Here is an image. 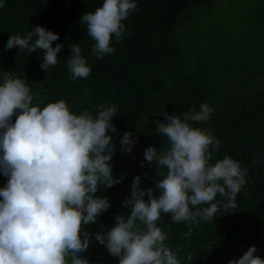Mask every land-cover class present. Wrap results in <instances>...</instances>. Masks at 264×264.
<instances>
[{
	"label": "clouds",
	"instance_id": "clouds-1",
	"mask_svg": "<svg viewBox=\"0 0 264 264\" xmlns=\"http://www.w3.org/2000/svg\"><path fill=\"white\" fill-rule=\"evenodd\" d=\"M136 9L135 0H103L95 11L82 14L80 22L94 41L93 56L102 58L115 51L110 41L114 36L120 42L126 30L122 21ZM58 39L59 34L37 25L27 35L10 34L6 48L42 50L40 67L47 72L64 47L63 43L53 47ZM66 64L73 80L87 78L92 71L79 44L71 46ZM2 81L0 172L8 180L0 188V264H68V257L71 264H89L79 254L88 249L92 235L119 264H181L157 225L161 214L170 213L173 223L198 225L211 221L221 207L224 213L237 207L246 169L229 156L209 162L221 141L208 129L189 123L210 118L214 109L203 103L199 111L193 106L182 118L163 111L156 114L164 117L156 132L165 138V150L150 145L144 149V159L157 166L162 178L144 189L141 177L134 176L130 196L123 201L130 215L117 214L105 233L82 231L111 206L107 196L94 195L100 185L109 188L123 179L113 176L110 163L115 145L108 133L117 132L112 122L117 105L99 106L95 116L87 110L74 114L64 100L41 108L32 103L25 80L5 71ZM137 142L132 132H124L120 151L130 153ZM218 193L222 201L216 200ZM191 234L189 227L184 235ZM256 252L252 245L228 264H264ZM186 258L193 260L191 253Z\"/></svg>",
	"mask_w": 264,
	"mask_h": 264
},
{
	"label": "trees",
	"instance_id": "trees-1",
	"mask_svg": "<svg viewBox=\"0 0 264 264\" xmlns=\"http://www.w3.org/2000/svg\"><path fill=\"white\" fill-rule=\"evenodd\" d=\"M135 2L137 9L122 21L126 29L122 39L116 42L113 36L110 41L115 51L97 58L91 53L94 41L80 18L84 12L102 6L103 0H3L0 83L5 71L19 76L30 86L32 103L41 108L49 102L64 100L74 114L87 110L95 116L99 106L117 105V116L112 120L117 132L108 133L115 145L110 163L113 176L123 179L109 188L100 185L94 194L107 196L111 206L95 223L82 226V231L85 228L93 234L105 233L114 226L117 214L125 218L130 215L123 201L130 196L134 176L141 177L140 187L144 189L154 187L156 179L162 178L159 169L155 170L157 166L144 159V149L150 145L158 151L165 150V138L156 132L164 117L156 114L163 111L182 118L193 106L199 111L200 105L207 103L214 109L210 118L189 123L208 129L221 141L210 163L229 156L246 169V183L236 197L237 207L227 213L221 207L211 221L201 220L198 225L173 223L170 213H162L157 225L166 233L165 244L181 264H228L252 245L257 247L255 255L264 258V45L256 44L260 50L253 56L243 52L224 79L209 77L199 66L191 69V60L183 56V48L188 26L213 0ZM255 14L264 41V0H259ZM192 18L196 19L189 22ZM182 21H186L184 35L178 30ZM37 25L59 34L53 47L57 43L64 45L57 54V64L47 72L40 67L42 50L28 53L18 47L6 48L10 34L24 36ZM73 44L80 45L92 69L87 78L71 79L66 61ZM126 131L132 132L138 141L130 153L120 151V140ZM7 180L0 172V188L6 186ZM154 194L158 196L159 192ZM223 199L218 193L216 200ZM189 227L192 234L185 236ZM189 253L193 256L191 261L186 258ZM79 255L89 264H119L118 258L110 255L95 235L88 249ZM67 260L71 264V257Z\"/></svg>",
	"mask_w": 264,
	"mask_h": 264
},
{
	"label": "rangeland",
	"instance_id": "rangeland-1",
	"mask_svg": "<svg viewBox=\"0 0 264 264\" xmlns=\"http://www.w3.org/2000/svg\"><path fill=\"white\" fill-rule=\"evenodd\" d=\"M259 0H213L200 17L189 25L188 39L183 56L191 60L193 70L197 66L207 75L224 79L243 52L252 56L264 45L258 28L255 7ZM185 22L178 30L186 34Z\"/></svg>",
	"mask_w": 264,
	"mask_h": 264
}]
</instances>
